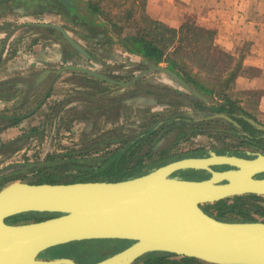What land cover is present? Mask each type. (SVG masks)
Here are the masks:
<instances>
[{
	"label": "water",
	"instance_id": "obj_1",
	"mask_svg": "<svg viewBox=\"0 0 264 264\" xmlns=\"http://www.w3.org/2000/svg\"><path fill=\"white\" fill-rule=\"evenodd\" d=\"M61 29L70 43L87 52ZM67 69L124 87L133 84L76 63L62 68ZM150 69L166 72L184 89L205 98L173 69L161 64H152ZM213 116L224 117L240 126L225 112H216ZM243 117L264 130V124L255 118ZM218 164L232 168L213 167ZM185 169L205 170L211 175L197 179L176 174ZM261 174H264L263 152L242 157L212 151L209 156L178 158L122 179L13 180L0 187V264H133L151 251L192 256L209 264H264V220L221 219L204 207L229 196L264 195ZM29 211L57 214L41 220L9 219ZM91 239L131 242L90 263H80L72 256L43 255L54 246Z\"/></svg>",
	"mask_w": 264,
	"mask_h": 264
},
{
	"label": "rangeland",
	"instance_id": "obj_2",
	"mask_svg": "<svg viewBox=\"0 0 264 264\" xmlns=\"http://www.w3.org/2000/svg\"><path fill=\"white\" fill-rule=\"evenodd\" d=\"M105 1L107 2L105 4L107 12L103 17L104 20H110V17H112L117 21H121L120 23L124 25L125 34L135 33V22H138L139 26H144L150 31V33L156 34V36L159 33H163L162 31H164V28L162 26L156 28L157 25L154 23L152 24L148 19L147 14L149 13L147 12L146 8V0ZM252 1L255 2V0ZM36 4H38V6H45L46 4H49L50 7H55L60 11H63V9H65L64 7L58 5L56 2L53 3L52 0L50 2L38 0ZM251 4L254 6H252ZM251 4L249 5V13L257 16L259 22H264V0H261V5H256L255 3ZM255 6L256 9H254ZM129 9L133 12L131 20H134L135 22H125V15L127 10ZM245 12L246 11H244L243 13ZM184 24H191L196 26L194 33L187 30V26H185L179 33L178 38L182 39V43L185 46L184 50H189L188 52H190L191 54L193 53L192 51H190V49L193 47L190 39L197 37L199 34L202 35V37L204 36L202 45L209 44L210 38L215 44V29L207 28L205 26L199 25L198 23H195L194 15L187 14L184 19ZM199 28H205L207 29V31H203ZM73 29L76 31L74 27ZM110 30L111 32H114L112 26H110ZM76 33L82 39H86V45H81L84 48H87L89 52L91 51V55L92 57H94L92 59H89V61L91 60L93 61V63L87 62V64H85L84 66H88L119 80H124L127 82L133 81V84L130 85L131 87H134L137 80L134 79L138 75L143 76V78L149 82L168 83L174 85V79L171 78V76L166 72H163L161 70H151L149 66L139 68L138 62H141L142 60L140 59L141 55L129 51L123 44L122 45L124 46L125 50L133 54L134 57L132 55L126 58L118 56V60L110 61L111 57L109 55L117 56L113 53V48L111 47L114 41L108 43L106 39L105 41H102L100 43L101 47H99L98 49L94 42L87 38V34H85L84 31H76ZM93 33V30L90 29L88 34L92 36ZM166 33L167 35H171V32L166 31ZM180 55L183 56L184 53L182 52ZM244 56L245 54L243 53V58ZM96 57H98L99 59H96ZM241 58L242 54L240 56H234L230 53H227L224 49L218 46H216V49L213 50V52L208 51L207 46L204 45L202 46L201 52L199 54L194 53L193 58L189 59L188 62L191 63L190 67L193 68L194 72L198 74L201 80L207 82L212 86H221L224 83L232 80H230L231 73L236 70V66L238 65ZM98 61L101 62L99 63ZM160 64L165 67L168 66V62H162ZM244 71L247 72V74H250L252 77H257V75H259V71L257 72L254 69H250V71L248 69H245ZM72 79V81L80 83V85L86 88L81 89L80 91L74 89V91L70 92L67 90L68 88L72 87H65V89L67 90L62 91L61 94L57 95L58 98H56L55 100L56 104L50 105L48 108L42 105L39 107L38 117L40 118V120H42V122H45V127H41L44 132L33 133L34 138L31 139V141H29V139L25 141V143L28 142V146L24 151L18 150L15 152L18 142L2 147L0 149V152L2 153V155H0V175L8 173L15 168H19L27 162L32 163L34 161H42L47 157L48 154L65 153L73 148L87 149L88 152L86 153L91 154H97L98 152H101L103 150L114 148L118 145V143H109L107 140L116 138L118 136L120 137L125 135L137 134L143 128L146 122L153 119L152 116H150L152 113H157L166 109H175L177 107L176 105L167 102H155V94H148V97L144 102H135L134 99L130 102L124 101L119 105H113L112 107L108 108V110H106L104 114L98 117L95 122L91 121L89 117L90 113H88V115L79 114V117L75 118L77 120L75 124L73 123V121L72 123H68V119L73 118L77 111L80 110L78 109L79 106H83L84 104L89 102H94L95 99L96 101H98V103L101 99L109 100L110 96H115L116 94L124 90V86L119 87L120 85L118 84L104 82L101 83L98 81L97 83H94L85 79H79L78 81H75V78ZM63 88V86H59V90H62ZM223 89L231 96L232 100H235L237 104L244 109V111H240L239 109H226L218 111V109L212 107H220L221 103H224V98L219 93L214 94L216 101L210 103L212 106L208 107V110H214L215 112H225L229 115L232 112L237 113L240 116L249 115L264 124V111H261V109L259 108V99L261 98L262 89H248L244 84L243 89H240L239 85L236 83V79L230 82V86L227 87V85H225ZM70 93L74 95V98H71ZM135 97L136 96L132 98ZM59 102H61V104H58ZM247 111L250 114L247 113ZM42 122H40V124H42ZM40 124H38V127L40 126ZM245 126L243 125L241 130L243 131V134L246 135L247 133L248 135L238 136L228 132L231 129L230 125L222 121H216L211 125V127L213 128L212 130H209L205 133H192L179 141H174L176 139V132H172L162 140V142L159 144V147L169 146L173 144L171 147V151L169 150V153L176 155L184 153L190 154L198 148L212 149L221 145L230 149H238L242 146L243 148H246L249 144L248 142L247 144H243L244 140L258 134L259 138L256 139L258 141V145H262L264 147V133L262 134L258 132V134H255V132L260 129L256 128L254 125L253 126L256 129L248 126L247 124H245ZM29 127L30 125H28V129ZM8 130L9 129L7 128L0 129V145L2 144L3 139L5 138L4 136H6V131ZM22 142L23 141H21L20 143ZM160 151L161 148L158 149L154 157L150 160L157 158ZM254 151H260V149L255 148ZM60 168L64 170L63 166H61ZM188 173L189 172L180 170L176 174L185 177L183 174ZM193 175L194 176L191 175L192 178H196L195 176L200 174L194 172ZM39 177L40 176L36 174L35 171H32L28 173L24 178L16 180L37 182ZM8 182H11V180H8L3 185ZM230 202H233V198H230L228 200V203ZM243 206L244 209L250 208L251 216H254L256 219L264 220V215L258 212V210L261 209L260 206H264V195L259 199H247ZM208 209L214 215H218V209L215 206L209 205ZM224 217V219L228 220L244 219L243 215L237 210H228ZM109 240H88L85 245H80L76 248L79 252H75L72 257H74L80 263H90L103 259L107 257L112 251H114V249L119 247L123 242L118 239ZM62 245H58V248L57 246H55V248L65 251V247ZM86 250L94 251L93 255L85 254ZM104 255L106 256L104 257Z\"/></svg>",
	"mask_w": 264,
	"mask_h": 264
},
{
	"label": "trees",
	"instance_id": "obj_3",
	"mask_svg": "<svg viewBox=\"0 0 264 264\" xmlns=\"http://www.w3.org/2000/svg\"><path fill=\"white\" fill-rule=\"evenodd\" d=\"M44 1L50 2L51 0ZM82 1L78 0L76 2L75 0V6L73 7H70L69 4L67 5L65 2L62 5H58H64V8H66L67 6L71 10L77 8H79L80 10L82 8V17L86 20L90 18L96 19L99 16H105L107 12V8L105 5L107 2L105 0H87V2ZM10 3H12V5H15L11 0L9 1V4ZM23 5L26 6L27 2H24ZM132 16L133 12L130 9L127 10L125 15V22H135L134 20H131ZM147 17L152 24L154 23L157 25H155L156 28L162 26L164 28V31H162L163 33H159L156 36V34L150 33L147 28H145L144 26H139L138 22H135V33L125 34L124 25L120 23L121 21H117L115 18L110 17V20L107 21L110 22L109 24L112 26L114 32L112 31V33H110L109 35H106L104 39H107L108 43L117 40L121 42L129 51L143 56L144 60L138 62L139 68L148 67L151 64L168 62L167 67L182 75L193 87L199 90L205 98L196 96L192 92L187 91L175 80L173 83L174 85L168 83H153L146 81L143 76H140L139 78H137L134 87H124V90L122 92H119L115 96H110L109 100L101 99L98 103V101H96L95 99L94 102L84 104V107L77 111L73 118L68 119V123H71L73 119L78 118L79 114L88 115V113H90L89 117L91 121L95 122L98 117L104 114L106 110H108V108L112 107L113 105H119L124 101L130 102L134 99L135 102H144L146 101L148 94H155V102H167L170 104H174L177 107L175 109H166L157 113H152L150 116H152L153 119L146 122L143 128L137 134L125 135L120 137L118 136L116 138L107 140L109 143H118V145L114 148L103 150L101 152H98L97 154L86 153L88 152L87 149L73 148L65 153L48 154L47 157L42 161H34L32 163L27 162L19 168H15L8 173L0 175V187L3 186V184L8 180L24 178L28 173L32 171H35V173L40 176L37 182L122 179L146 173L155 167L165 164L171 160L181 158L184 155L169 153V150L171 151V147L173 144L169 146L159 147V144L162 142V140L166 138L170 133L176 132V139L174 141H179L189 134L196 132L205 133L209 130H212L213 128L211 127V125L216 121L224 122L225 119L223 117L213 116V114L216 113L214 110L210 111L207 109L208 107L212 106L210 103L216 101V98L214 96L215 93H219L224 98V103H221L220 107L212 106L215 109H218V111L226 109H239L240 111H244V109L239 106L235 100H232L231 96L223 89L225 85H227V87L230 86V82L234 81V79H236L241 72L242 58L241 60H239V63L236 66V70L231 73V81H224L226 83L221 86L209 85L207 82L199 78L198 74L195 73L193 68L190 67L191 63L188 62V60L193 58L194 53L199 54L202 50V46L204 45L207 46L208 51L213 52V50L216 49V46L212 39H209V44L204 45H202L204 36L202 37V35L200 34L197 37L190 39L191 43L193 44V47L190 49V51L193 52L191 54L190 52H188L189 50H184L185 46L182 43V39L178 38V35L185 26H187V30L194 33L196 28L195 25L182 24L180 28H176L164 24L162 21L153 18L149 14H147ZM107 21L105 20V22ZM95 27L91 28L93 32H95ZM199 29L207 31V29L205 28ZM166 31L171 32V35H167ZM68 43L70 46L76 49V47L72 43ZM182 52L184 53L183 56L180 55ZM109 56L112 57V55ZM113 59L118 60L117 57ZM82 74L87 76L89 78L88 81L90 82L91 80H98V82L101 83H110L85 72H83ZM134 96L136 97L132 98ZM58 104H61V102H59ZM247 113L249 112L247 111ZM26 115L27 113L23 114L17 111H13L11 113L0 112V129L18 125V123ZM243 122L250 127H256L255 125L254 127L248 120H243ZM44 125L45 122H42L39 127L33 126L29 131L22 133L21 136L15 137V139L9 138L6 141H3L0 145V148L17 142L18 148L20 146L19 141L22 138L26 136L28 137L36 132L42 133V128ZM160 148L161 151L159 152L158 157L150 160L154 157L155 153ZM61 166L64 167V170L60 168ZM260 197L261 196L258 194H245L243 195V202H240V197L238 196L235 197V201L232 203L221 200L215 204L219 208V213L217 216L221 219H224V216L228 210L237 209L240 213H243V220H257L255 217L251 216L250 208L244 209L243 205L247 199H259ZM260 207L261 209L258 210V212L264 215V206ZM55 214L57 213L29 211L16 214L9 219L11 221L31 219L41 220ZM87 241L88 240H81L65 243L64 245L61 244L65 247V251L57 249L59 246H57V248H55L54 246L46 250L43 255L50 258L64 255L72 256L73 254H75V252H79L76 248L80 245H85ZM120 241L123 242L110 254L122 249L131 242L129 240ZM93 253L94 251H85V254L93 255ZM105 256L106 255H104V257ZM133 264L209 263L192 256H178L174 253L166 251H151L141 256Z\"/></svg>",
	"mask_w": 264,
	"mask_h": 264
},
{
	"label": "crops",
	"instance_id": "obj_4",
	"mask_svg": "<svg viewBox=\"0 0 264 264\" xmlns=\"http://www.w3.org/2000/svg\"><path fill=\"white\" fill-rule=\"evenodd\" d=\"M11 1L15 5L9 4V0H0V112L17 111L27 115L18 125L7 128V137L4 136L3 141L15 139L29 131L30 127L38 126L42 121L38 117L39 106L48 108L56 104L57 95L66 91L65 87L71 86L67 90L70 92L86 88L72 81V78L75 81L89 80L83 72L62 68L73 63L82 66L87 62L93 63L89 59L94 57L87 48L84 53L70 46L61 28L80 44L86 45V39L76 33L84 31L98 49L101 47L100 43L106 40L104 37L112 33L111 25L102 16L84 19L82 8L71 10L66 6L60 11L49 4L38 6V0ZM63 1L70 7L75 6V0ZM24 2H27L26 6L23 5ZM52 2L55 3V0ZM251 3L261 5V0H146V8L149 15L171 27H180L184 24L185 16L192 14L195 16V23L215 29L216 46L234 56L242 54L243 58L244 53L236 83L240 89H243V84L248 89H262L259 108L264 111V22H259L257 16L249 13ZM244 11L246 12L243 13ZM92 27H95V32L91 36L88 33ZM111 47L117 56L112 55L110 61L118 56H133L117 40ZM140 59L144 60V57L140 56ZM245 69L259 71V75L252 77ZM97 81L91 80L94 83ZM59 86L64 88L59 90ZM70 96L74 98L73 94ZM83 107L84 105L79 106L78 109ZM76 121L73 119L74 124ZM32 135L22 138L24 143H20L19 139L20 147L15 152L26 150L28 142L25 141H31L34 138Z\"/></svg>",
	"mask_w": 264,
	"mask_h": 264
},
{
	"label": "flooded vegetation",
	"instance_id": "obj_5",
	"mask_svg": "<svg viewBox=\"0 0 264 264\" xmlns=\"http://www.w3.org/2000/svg\"><path fill=\"white\" fill-rule=\"evenodd\" d=\"M55 2L57 4H61V5L64 3L63 0H55ZM61 7H65V6L63 5ZM230 115L235 120L238 121V123L240 124V126L239 125H236L233 121H230V120H228V119H226V118L223 117L225 119L224 122L226 124L230 125V127H231V129L228 132L229 133H232V134H235V135H238V136L239 135H242V136L245 135V134H243V131L241 130V128H242L243 125L245 126L243 120H246V119L243 116H240L239 114L234 113V112L230 113ZM258 132L263 134L264 133V130H257L255 132V134H258ZM244 133H246V132H244ZM246 135H248V134L246 133ZM258 138H259V134L256 135V136H254V135L251 136L250 138H248L249 140L248 139L244 140V143L243 144H247V142L249 144L248 147H246V148H243V146H242L241 148H238V149H230V148L223 147L222 145L221 146L214 147L212 149H209V148H198V149L194 150L193 152H191L190 154H185L184 153V155L182 157H186V156H209V155H211V152L212 151H216L218 154H230V155H233L234 154V155H238V156H242V157H254L259 152H263L264 153V147L262 145H258V141L256 140ZM255 148L256 149L257 148L260 149V151H254ZM213 167L216 168V169H219V170H224V169L232 168V166L227 165V164H218V165H214ZM181 171H186V172H189L190 173V174L189 173L188 174H183L187 178H192V176H194L193 175L194 172H197V173L200 174V175L195 176L197 179L199 177H201L199 179L207 178V177H209L211 175L210 172H207L205 170L185 169V170H181ZM261 176H264V174H261ZM246 194H255V193H246ZM243 195H245V194H239V195L229 196V197L224 198V199H221V200L228 202V200L230 198H233V202H234L235 201V197L238 196V197H240V199H242V200L239 199L240 202H243ZM260 196H263V195H260ZM221 200H219V201H221ZM219 201H217V202H219ZM217 202L205 204L204 207H205V209L207 211H209L208 206L209 205H213V206H215L218 209V213H219V208L215 205ZM230 203H232V202H230ZM242 205H243V203H242ZM232 211H235V210H232ZM210 213H212V212H210ZM241 214L243 215V213H241Z\"/></svg>",
	"mask_w": 264,
	"mask_h": 264
},
{
	"label": "bare ground",
	"instance_id": "obj_6",
	"mask_svg": "<svg viewBox=\"0 0 264 264\" xmlns=\"http://www.w3.org/2000/svg\"><path fill=\"white\" fill-rule=\"evenodd\" d=\"M12 181V180H11Z\"/></svg>",
	"mask_w": 264,
	"mask_h": 264
}]
</instances>
